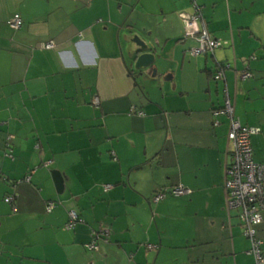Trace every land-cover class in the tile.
<instances>
[{"label": "crops", "instance_id": "obj_1", "mask_svg": "<svg viewBox=\"0 0 264 264\" xmlns=\"http://www.w3.org/2000/svg\"><path fill=\"white\" fill-rule=\"evenodd\" d=\"M195 5L212 55L184 40ZM135 35L158 57L137 83ZM225 90L264 165V0H0V264H253L226 210ZM178 185L191 194L152 202Z\"/></svg>", "mask_w": 264, "mask_h": 264}, {"label": "built area", "instance_id": "obj_2", "mask_svg": "<svg viewBox=\"0 0 264 264\" xmlns=\"http://www.w3.org/2000/svg\"><path fill=\"white\" fill-rule=\"evenodd\" d=\"M201 19L199 8L195 5V13L192 16L184 18V40H195L197 46L190 49V54L195 56L206 52H214L223 44L211 37L206 31L204 25L199 26L198 20ZM8 25L11 29L17 30L21 27L22 21L18 15L9 20ZM47 49L53 48V44H48ZM224 68H219L214 76L216 80H222L224 77ZM251 76L248 73L242 75L241 79ZM225 104L222 108L213 111V117L224 116L228 120L227 134V154L229 158L224 164V191L226 194L227 209H239L240 222L243 228V235L250 242L249 253L253 256V264H264V252L262 251V242L256 236V227L262 223V214L264 210V165L256 164L252 158L251 137L257 133V129L244 127L235 116L234 108L228 98L227 90ZM219 121L214 119L213 126L217 127ZM30 181L27 176L24 180ZM110 186H105V190ZM191 190L184 186H177L170 192L161 191L153 199L154 203L162 201L167 195L181 197L190 195ZM14 196L9 195L5 198L6 203H11ZM53 209V204L47 206L49 213ZM81 219L74 212L68 213V221L64 225L65 230H71ZM96 234H92V242L85 247L87 250H96ZM148 249H153L148 246Z\"/></svg>", "mask_w": 264, "mask_h": 264}, {"label": "water", "instance_id": "obj_3", "mask_svg": "<svg viewBox=\"0 0 264 264\" xmlns=\"http://www.w3.org/2000/svg\"><path fill=\"white\" fill-rule=\"evenodd\" d=\"M131 43L133 44L129 56L131 58V75L137 83L139 78H142L144 72L151 70L152 76L155 75L157 70V56L156 47L150 46L148 43L142 41L138 35L132 37Z\"/></svg>", "mask_w": 264, "mask_h": 264}, {"label": "trees", "instance_id": "obj_4", "mask_svg": "<svg viewBox=\"0 0 264 264\" xmlns=\"http://www.w3.org/2000/svg\"><path fill=\"white\" fill-rule=\"evenodd\" d=\"M199 11L201 12V9H199ZM201 15V14H200ZM15 16V15H14ZM13 16V17H14ZM19 16V15H18ZM12 17V18H13ZM20 17V16H19ZM11 18V19H12ZM21 18V17H20ZM10 19V20H11ZM21 21H22V19H21ZM9 22V21H8ZM23 23V22H22ZM22 26V25H21ZM21 28V27H20ZM19 28V29H20ZM18 30V29H17ZM48 44H53V48H51V49H47L46 48V46L48 45ZM55 43L53 42V41H49V42H46V43H44V44H41V48H42V50H52V49H55ZM221 48V47H220ZM217 49H219V48H217ZM216 50V49H215ZM214 50V51H215ZM214 52H206V53H203V54H201V55H205V56H207V55H212ZM225 68L224 67V65H221V64H219L216 68H215V70L213 71V79L215 80V81H221V80H216L215 78H214V76L216 75V73L218 72V69L219 68ZM224 74V73H223ZM244 74V72L243 73H240V75H239V77H242V75ZM223 79H224V77H223ZM222 79V80H223ZM134 109V110H133ZM214 110H217V109H214ZM213 110V111H214ZM213 111H212V113H213ZM130 114H134V115H136V116H138V117H143L144 115H143V112L142 111H138V110H136L135 108H132L131 109V112H130ZM212 116H213V114H212ZM219 117H224V116H218V117H213V122H214V119H216V120H218V118ZM224 118H226V117H224ZM226 120H227V118H226ZM227 122H228V120H227ZM245 127V126H244ZM7 147L10 149V145H7ZM251 148H252V146H251ZM111 156L113 157V159H116V157H115V155H114V153L113 152H111ZM226 157L227 158H229V155L228 154H226ZM252 158H253V149H252ZM253 161H254V158H253ZM255 162V161H254ZM256 164H259V163H257V162H255ZM259 165H262V164H259ZM224 183V182H223ZM179 186V185H178ZM175 187H177V186H175ZM175 187H172V188H170V190H167L168 192H170L173 188H175ZM223 189H224V187H223ZM161 191H166V190H164V189H160V190H158L154 195H153V197H152V202H153V199H154V197L159 193V192H161ZM185 196H187V195H185ZM225 196H226V194H225ZM167 197H173V196H170V195H167L163 200H165ZM181 197H184V196H181ZM173 198H180V197H173ZM162 200V201H163ZM226 200H227V198H226ZM161 202V201H160ZM154 203V202H153ZM159 203V202H158ZM155 204H157V203H155ZM226 210L227 211H229V210H231V209H227V207H226ZM238 210V219H239V221H240V218H239V214H240V210L239 209H237ZM262 213V212H261ZM240 224H241V222H240ZM241 226H242V224H241ZM259 226V225H258ZM257 226V227H258ZM256 227V228H257ZM242 230H243V228H242ZM256 236H257V230H256ZM258 238V237H257ZM250 243V242H249ZM261 248H262V246H261ZM262 251L264 252V250L262 249Z\"/></svg>", "mask_w": 264, "mask_h": 264}, {"label": "rangeland", "instance_id": "obj_5", "mask_svg": "<svg viewBox=\"0 0 264 264\" xmlns=\"http://www.w3.org/2000/svg\"><path fill=\"white\" fill-rule=\"evenodd\" d=\"M47 212V211H46ZM65 229V228H64ZM108 235H104V237H102V238H99L100 240H102V241H105L106 240V238L105 237H107ZM93 240V239H92ZM92 240H91V242H92ZM96 241H99V240H96ZM90 242V243H91Z\"/></svg>", "mask_w": 264, "mask_h": 264}]
</instances>
